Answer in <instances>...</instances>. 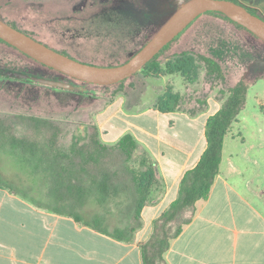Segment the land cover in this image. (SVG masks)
Returning a JSON list of instances; mask_svg holds the SVG:
<instances>
[{
    "label": "rangeland",
    "instance_id": "rangeland-1",
    "mask_svg": "<svg viewBox=\"0 0 264 264\" xmlns=\"http://www.w3.org/2000/svg\"><path fill=\"white\" fill-rule=\"evenodd\" d=\"M239 1L257 10L264 9V0ZM173 2L176 0H0V17L77 60L114 66L126 62L152 38L173 13ZM183 51L195 56L199 64L195 82H189L179 73L155 78L141 69L118 87V84L83 83L43 66L0 41V119L12 123L21 136L31 133L26 116L52 119L61 126L60 145L68 148L78 137L83 141L92 125L99 127V111L119 96L125 99L127 106L136 104L134 109L151 108L167 88H171L187 96L186 106L194 104L198 97L208 101V108L212 103L213 112L228 94L223 99L220 89L227 92L243 79L249 85L247 101L228 135L234 138L232 147L238 160L248 159L244 164L246 176L252 180L257 178V183L264 187V41L222 15L206 13L161 54L158 59L161 67L164 69L169 60ZM200 55L215 56L220 61L226 74L224 85L210 87L205 81ZM8 72L63 80L76 88L55 87L31 78L8 75ZM204 118L205 113L198 125ZM163 135L164 140L170 138L169 131ZM43 136L46 134H39ZM100 137L107 143L101 130ZM142 150L149 154L146 147ZM142 153L134 155V167H140ZM258 167L262 168L260 175L255 173ZM0 173L16 187L33 188L31 185H34L32 193L43 201L46 199V189L41 183H32L33 178L16 159L1 156ZM96 212L106 216L109 230L122 220H128L113 201L103 206L89 200L81 211L86 218Z\"/></svg>",
    "mask_w": 264,
    "mask_h": 264
},
{
    "label": "crops",
    "instance_id": "crops-1",
    "mask_svg": "<svg viewBox=\"0 0 264 264\" xmlns=\"http://www.w3.org/2000/svg\"><path fill=\"white\" fill-rule=\"evenodd\" d=\"M134 107L119 96L97 119L105 142L116 143L130 132L155 163L160 185L142 210L135 240L116 239L5 188L0 189V264H143L139 244L151 237L156 219L178 198L184 174L206 149L207 118L221 106L211 112V103L208 112L195 117ZM168 131L170 138L164 140ZM233 141L226 136L210 196L197 202L192 222L172 241L169 264H264V187L246 176L248 159L238 160ZM256 169L260 175L262 168Z\"/></svg>",
    "mask_w": 264,
    "mask_h": 264
},
{
    "label": "trees",
    "instance_id": "trees-1",
    "mask_svg": "<svg viewBox=\"0 0 264 264\" xmlns=\"http://www.w3.org/2000/svg\"><path fill=\"white\" fill-rule=\"evenodd\" d=\"M233 1L241 3L239 0ZM172 4L175 7L177 5L176 2ZM248 9L256 14L254 10ZM207 14L222 15L233 24L252 33L221 12L210 11ZM7 22L19 28L16 24ZM185 31L146 64L143 70H146L149 76L160 78L165 74L179 73L191 83L198 79L199 64L195 56L187 51L175 55L166 63L164 69L158 61L161 54ZM0 41L8 44L2 39ZM200 60L204 63V78L210 87L226 83L224 68L215 56L200 55ZM126 80L118 83V87ZM248 91L249 85L243 79H239L227 92L220 89L223 99L226 93L228 94L220 109L207 118L204 128L206 149L197 165L184 174L178 198L156 219L151 237L139 244L143 264H169L166 253L172 241L192 222L197 202L210 196L215 179L220 173L225 138L246 104ZM187 101L186 95L167 88L154 107L162 112L184 111L195 117L206 111L209 106L207 100L198 97L191 106H186ZM260 105L263 108L262 100ZM25 121L31 128V133L21 136L15 132L12 123L0 119V157L9 156L19 161L23 170L33 178L32 183H41L46 189L44 195L47 201L39 199L34 192L32 193L33 188L35 191L34 185H31L33 188L16 187L1 173L0 189L7 188L40 207L72 216L77 221L116 239L134 241L137 230L142 226V210L150 202L152 190L160 185L155 163L151 156L142 150L138 139L127 132L116 143H104L100 137L99 127L92 125L83 141L78 137L66 148L59 143L62 134L59 122L39 116H26ZM42 133L46 136L39 137ZM140 151L143 152L139 158L140 167H134L133 157ZM89 200L103 206L108 202H115L128 220H122L113 230H109L103 213L96 212L91 218H86L81 213Z\"/></svg>",
    "mask_w": 264,
    "mask_h": 264
},
{
    "label": "water",
    "instance_id": "water-1",
    "mask_svg": "<svg viewBox=\"0 0 264 264\" xmlns=\"http://www.w3.org/2000/svg\"><path fill=\"white\" fill-rule=\"evenodd\" d=\"M176 7L170 17L160 26L152 38L126 62L114 66H99L83 62L38 40L25 31L14 27L0 17V39L14 46L36 61L51 67L83 83L109 86L132 77L143 69L169 43L179 36L201 15L221 12L244 26L264 41V19L252 13L247 6L233 0H176ZM20 78L55 87L75 89L76 85L63 80L26 73L8 72ZM82 88V87H81Z\"/></svg>",
    "mask_w": 264,
    "mask_h": 264
},
{
    "label": "flooded vegetation",
    "instance_id": "flooded-vegetation-1",
    "mask_svg": "<svg viewBox=\"0 0 264 264\" xmlns=\"http://www.w3.org/2000/svg\"><path fill=\"white\" fill-rule=\"evenodd\" d=\"M241 2V1H240ZM242 4H244L245 6H247V8H250V9H252V10H254L255 12H256V14L258 15V16H260V17H262L263 19H264V9L263 8H260V10H257L258 8H256V7H252V6H250V5H248V4H246V3H244V2H241ZM30 35H32V34H30ZM33 36V35H32ZM35 37V36H34ZM36 38V37H35ZM38 39V38H37ZM39 40V39H38ZM40 41H42V40H40ZM43 42V41H42ZM45 43V42H44ZM47 44V43H46Z\"/></svg>",
    "mask_w": 264,
    "mask_h": 264
}]
</instances>
